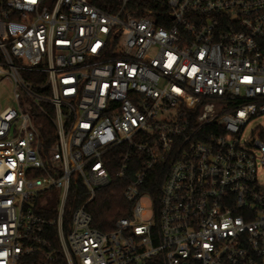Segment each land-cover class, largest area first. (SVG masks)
Instances as JSON below:
<instances>
[{
  "label": "built area",
  "instance_id": "1",
  "mask_svg": "<svg viewBox=\"0 0 264 264\" xmlns=\"http://www.w3.org/2000/svg\"><path fill=\"white\" fill-rule=\"evenodd\" d=\"M131 1L0 0V264H264V0H165L163 25ZM115 152L132 209L104 232Z\"/></svg>",
  "mask_w": 264,
  "mask_h": 264
},
{
  "label": "trees",
  "instance_id": "2",
  "mask_svg": "<svg viewBox=\"0 0 264 264\" xmlns=\"http://www.w3.org/2000/svg\"><path fill=\"white\" fill-rule=\"evenodd\" d=\"M89 1L98 8L107 12L117 11L121 5V0ZM126 12L132 16H156L160 25L164 24V17L170 15V10L166 5L165 0H133L127 5ZM119 160L120 156H118V153L115 152L114 157H112V161L110 160V163H114L109 167L112 177L111 184L107 187L98 189L95 199L88 205V210L93 216V226L104 232L114 229L115 223L119 218L130 216V211L132 209V204L123 195V191L128 183V180L120 178L116 174ZM158 182L159 178L157 177L155 182L152 184V187L156 188L158 186ZM87 197L86 190L80 177L74 174L71 179L69 202L76 201L77 206H79L87 199ZM68 215L69 214L67 212L66 216ZM31 259L34 261L29 264H50L40 255H33ZM54 264H66V260L61 258ZM143 264H163L162 257L158 256L150 258Z\"/></svg>",
  "mask_w": 264,
  "mask_h": 264
},
{
  "label": "rangeland",
  "instance_id": "3",
  "mask_svg": "<svg viewBox=\"0 0 264 264\" xmlns=\"http://www.w3.org/2000/svg\"><path fill=\"white\" fill-rule=\"evenodd\" d=\"M12 85L3 76H0V106L4 110L8 106L13 105ZM256 129H264V114L257 116L252 120L245 129L244 137H250L251 133ZM257 180L261 186H264V164L258 167Z\"/></svg>",
  "mask_w": 264,
  "mask_h": 264
}]
</instances>
